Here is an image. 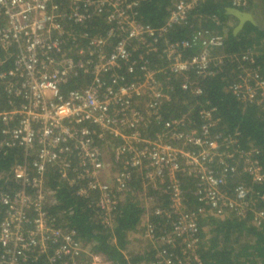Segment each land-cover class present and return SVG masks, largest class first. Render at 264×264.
I'll return each mask as SVG.
<instances>
[{
	"label": "built area",
	"instance_id": "1",
	"mask_svg": "<svg viewBox=\"0 0 264 264\" xmlns=\"http://www.w3.org/2000/svg\"><path fill=\"white\" fill-rule=\"evenodd\" d=\"M143 1L0 0V92L9 102L0 110V156L24 151L23 161L11 169L17 189L0 192V264H80L85 250L75 231L57 228L45 209L44 180L51 169L69 186L83 185L79 196L98 190L97 206L107 224L120 195L129 191L131 174L140 176L144 190L166 196L170 205H156L151 214L171 222L169 233L157 234L149 214L142 215L143 237L159 246L152 264H202L199 222L206 215L246 219L253 213L252 220H264L258 209L264 194L254 191L264 183L257 151L240 150L238 134L214 133L219 120L208 101L196 108L200 124L188 120L190 113L166 121L161 108L169 90L154 61L164 65L165 74L184 78L181 90L194 98L203 94L200 79L214 76L217 65L236 63L231 92L264 111V77L252 67L253 55H214L224 38L206 29L187 39L170 38L207 0L176 2L157 27L138 20L135 8ZM246 6L247 0H232V8ZM102 18L105 31L90 35V23ZM71 41L79 59L67 56ZM190 50L196 51L189 56ZM79 75L90 77L88 84L64 93ZM155 122L162 129L148 136ZM182 174L195 179L196 210L187 207Z\"/></svg>",
	"mask_w": 264,
	"mask_h": 264
},
{
	"label": "trees",
	"instance_id": "2",
	"mask_svg": "<svg viewBox=\"0 0 264 264\" xmlns=\"http://www.w3.org/2000/svg\"><path fill=\"white\" fill-rule=\"evenodd\" d=\"M180 0H146L135 8L138 20L143 24L157 27L162 25L173 5ZM232 7V0H207L199 4L190 15L187 26L176 27L170 33L172 40L187 39L197 29H206L221 35L224 38L222 52L225 55L242 56L245 53L254 52V64L258 67L264 77V22L260 24L261 15L256 10H261L264 17V0H247V6L242 11L249 12L254 16L255 23L246 22L241 30L235 31L239 20L228 13ZM107 25L104 19H96L90 23L86 31L90 35L102 34ZM79 31L84 29L78 28ZM88 47V42L83 46ZM111 49L109 48L108 51ZM68 57L79 59V49L76 43L68 42L65 47ZM196 50L188 51L191 56ZM2 56V54H0ZM159 80L169 90V102L161 108L163 118L168 120L182 117L190 113L188 120L197 124L201 123L198 116V108L201 103L210 102L216 108V117L219 120L214 133L223 136L235 135L238 148L243 151L256 150V160L264 169V111L261 104H244L231 92V85L237 81V64L224 62L215 67L216 74L205 79H200L203 94L198 98L192 97L189 93L181 90V83L184 78L174 77L164 73V65L157 62ZM194 79V73L189 74ZM90 77L83 75L73 76L69 83L63 87V92L85 86ZM9 106L6 96L0 92V110H6ZM191 109L190 112H186ZM162 129L158 123L149 126L147 135L152 136ZM24 151L21 149H10L0 156V192H13L16 190V183L11 177V169L15 164L21 163L24 159ZM185 201L190 210L199 207L196 198L193 196L195 190V179L182 174L181 177ZM46 188L45 209L54 225L61 230H74L75 239L85 252L81 255L80 264H91L92 258L86 252L103 256L107 264H152L157 262L156 248L146 249L143 253L132 254L127 247L132 244L129 235L134 232L140 222L142 215L147 213L141 202V193L147 192L154 200L148 202L151 205L168 207L169 199L160 198L157 190L148 188L144 190L140 176L131 174V179L122 200L112 213L110 223L107 224L101 209L97 206L99 191L90 192L89 197H82L77 194L80 186L71 187L62 181L57 171L51 169L46 173L44 180ZM254 191L264 194V183L255 185ZM49 196V197H48ZM54 198V200H52ZM52 200V201H51ZM258 209L264 210V204ZM3 218L0 212V221ZM154 223L166 220L158 216L149 215ZM253 213H249L246 219H239L233 214H226L219 217L206 215L199 222L200 244L198 256L202 264H264V220L255 221ZM158 231V230H157ZM163 228L157 234L169 233ZM147 241V239L143 238ZM151 244V243H149ZM128 254V256L125 254ZM2 250L0 248V255ZM44 258V257H42ZM33 260V259H31ZM28 264H43L42 260L32 261Z\"/></svg>",
	"mask_w": 264,
	"mask_h": 264
},
{
	"label": "rangeland",
	"instance_id": "3",
	"mask_svg": "<svg viewBox=\"0 0 264 264\" xmlns=\"http://www.w3.org/2000/svg\"><path fill=\"white\" fill-rule=\"evenodd\" d=\"M223 53L222 52H217V55H222ZM250 54H254V52H250ZM241 68H246V67H249V66H246V65H240ZM247 70V68H246ZM260 73V71H259ZM261 74V73H260ZM262 75V74H261ZM263 77V75H262ZM191 109H189L188 111L186 112H190ZM224 162V161H223ZM121 169V168H119ZM124 194H121L120 195V198L123 196ZM49 197V196H48ZM147 198H151L154 200V198L150 195H148L147 192H142L141 193V202H142V205L145 206L146 208V211H147V214H151V212H153L154 210V206L155 205H151L148 203L147 201ZM160 198H166V196H160ZM167 199V198H166ZM52 200H54V198H52ZM51 200V201H52ZM154 214V212H153ZM148 219H150L148 217ZM153 221V220H152ZM151 219L149 220V222L155 227H157L159 230H160V227L163 228L165 231H169V228H170V223H167V224H163L162 222H158V223H154L152 222ZM144 223H145V219L143 220V216L140 220V222L137 224V226L135 227V230L134 232L130 233L129 235V239L130 241H133L131 245H129L127 247V250L131 251L132 254H136V253H143L146 249H153V248H156V246H154L152 243L149 244L150 242H147L145 240H143V235H142V232H144L145 230H143L144 228ZM89 257L91 256V258H94V263L95 264H102L103 261V256H100V255H97V254H94L93 252H86ZM125 254L128 256V254L125 252Z\"/></svg>",
	"mask_w": 264,
	"mask_h": 264
},
{
	"label": "water",
	"instance_id": "4",
	"mask_svg": "<svg viewBox=\"0 0 264 264\" xmlns=\"http://www.w3.org/2000/svg\"><path fill=\"white\" fill-rule=\"evenodd\" d=\"M228 13L235 16L239 20V25L235 31L241 30L244 24L248 21L255 23L254 16L249 12L230 7L228 8Z\"/></svg>",
	"mask_w": 264,
	"mask_h": 264
},
{
	"label": "crops",
	"instance_id": "5",
	"mask_svg": "<svg viewBox=\"0 0 264 264\" xmlns=\"http://www.w3.org/2000/svg\"><path fill=\"white\" fill-rule=\"evenodd\" d=\"M256 11H257V12H255V13H258V12L260 13V15H261V21H260V19H259V18H256V17H255V20H256V21H257V20H259V22H260V24H261V23H262V21L264 22L263 13H262V11H261V10H258V9H257ZM262 25H263V23H262ZM263 26H264V25H263ZM94 260H95V259H94V258H92L91 264H95V263H94Z\"/></svg>",
	"mask_w": 264,
	"mask_h": 264
}]
</instances>
